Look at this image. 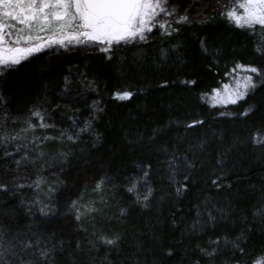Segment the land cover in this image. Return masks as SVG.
<instances>
[{"label":"trees","instance_id":"1","mask_svg":"<svg viewBox=\"0 0 264 264\" xmlns=\"http://www.w3.org/2000/svg\"><path fill=\"white\" fill-rule=\"evenodd\" d=\"M225 2L169 0L190 17L175 22L179 32L171 36L154 28L147 41L113 45L111 52L50 49L0 71V141L29 119L38 124L31 115L37 108L50 125L26 140L0 142V184L8 186L0 188V221L10 234L36 233L57 245L56 264H251L264 254V148L254 139L258 132L264 137V85L238 104L214 108L203 98L228 82L234 62L264 65L260 27L253 34L229 22L221 15ZM125 90L134 95H114ZM250 106L247 117L240 115ZM226 112L237 115L219 114ZM201 119L203 125L187 127ZM88 120L91 129L79 132ZM69 133L79 138L68 140ZM33 135L53 139L40 143ZM24 151L30 158L22 159ZM60 152L69 153L67 161ZM188 161V189L177 196ZM144 172L154 190L148 208L127 190ZM72 201L85 213L79 220ZM86 204L100 211L87 212ZM101 235L120 239L106 245ZM201 248L217 251L210 258Z\"/></svg>","mask_w":264,"mask_h":264},{"label":"snow or ice","instance_id":"2","mask_svg":"<svg viewBox=\"0 0 264 264\" xmlns=\"http://www.w3.org/2000/svg\"><path fill=\"white\" fill-rule=\"evenodd\" d=\"M221 15L229 22L242 29H250L253 34L256 33L257 25L260 27L261 40L264 41V0H232ZM190 22V17L185 11L184 14H178L177 8L169 4V0H0V71L14 64H20L21 61L40 53L45 49L59 45L68 48L70 45H106L102 50L111 52L113 45L128 44L133 41H147L152 34L153 29H162L165 36H171L178 33L179 29L174 27L175 22ZM202 48L207 51L206 41H201ZM179 47V44L173 45ZM258 51H264V43L257 44ZM166 51V50H165ZM229 77L228 82H222L220 87L211 90V93L204 94L205 99L210 97L212 106L238 104L241 100L254 92L258 86L264 85V65L257 66L253 63L234 62V66L225 73ZM185 83L196 85V80L185 81ZM67 87V85H66ZM114 95L119 99L130 98L134 95L132 91H117ZM95 107V102H94ZM100 111L101 109H97ZM253 111V106L246 108L240 115L247 117ZM220 115H237L236 113L226 112ZM32 116L38 118L39 123H33L29 119L27 127L22 128L13 136L5 132L2 137V143H9L21 139H28V134L39 128H48L50 125L45 123L46 117L42 109H34ZM95 119V117H93ZM204 120H192L188 128L201 126ZM91 129V120L85 121V127L79 129L84 132ZM63 138V134L62 137ZM79 133L73 135L69 133L68 140H76ZM53 139V137L31 136V140ZM99 139V134H97ZM256 145L264 148V137L258 132L254 138ZM17 150L21 149L19 143L16 144ZM40 155H44L43 152ZM58 157L64 161L68 160L69 153L60 152ZM30 158L27 151H24L22 159ZM19 163V162H18ZM192 167L191 161L184 170L183 180L178 182L175 192L177 196L183 195L188 189L187 181L190 176L187 174ZM173 169V177L177 173ZM224 174H221L223 176ZM218 176L214 183L220 186ZM148 172L132 182L128 187L129 192L136 194V202L143 203V207H150V197L153 195V188L147 183ZM108 177L101 178L96 188H101ZM140 180L145 181L147 189L146 194L140 192ZM39 187V184H37ZM0 188H8L7 185L0 184ZM54 191V189H52ZM103 201V198H101ZM79 201H72V209H75L76 219L79 220L85 213L81 211ZM83 208L87 212L100 211L94 205L86 204ZM44 211V208L40 209ZM54 210V206L49 211ZM126 209H120L123 214ZM264 214V209L260 210ZM197 215H200L198 212ZM214 221L216 217L211 216ZM175 223V221H174ZM196 228V223L192 225ZM203 230V227H201ZM31 231V229H29ZM35 239L29 238L24 233L16 231L10 234V230L0 221V264H56L57 245L48 240L37 236ZM244 235L237 237L238 240L244 239ZM119 235L108 236L101 235L99 240L106 245H117ZM221 238L217 237V241ZM227 240V237H224ZM93 247H96V243ZM63 249L64 241L59 242ZM79 247V243H77ZM241 253L245 249L234 242ZM201 252L212 257L217 249L211 251L205 248ZM168 254H172V249H168ZM107 260V256H105ZM107 264H116L114 261H107ZM195 264H199L196 261ZM236 264H248L247 261L236 260ZM251 264H264V254L256 258Z\"/></svg>","mask_w":264,"mask_h":264},{"label":"rangeland","instance_id":"3","mask_svg":"<svg viewBox=\"0 0 264 264\" xmlns=\"http://www.w3.org/2000/svg\"><path fill=\"white\" fill-rule=\"evenodd\" d=\"M231 3H232V0H226V2H225V4H224V7H228V6H230L231 5ZM93 47V48H104V47H106V45H99V46H95V45H87V44H82V45H70L69 47ZM68 47V48H69ZM50 49H66V48H64V47H62V46H59V45H56V46H53L52 48H49V49H45V50H43V51H46V50H50ZM37 54V53H36ZM24 61V60H23ZM22 62V61H21ZM209 99V101L211 102V99H210V97L208 98Z\"/></svg>","mask_w":264,"mask_h":264}]
</instances>
